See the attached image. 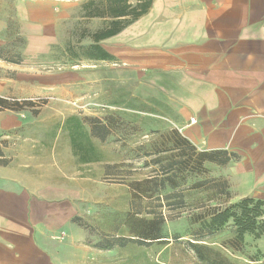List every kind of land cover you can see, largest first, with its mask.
Masks as SVG:
<instances>
[{"label": "crops", "instance_id": "obj_1", "mask_svg": "<svg viewBox=\"0 0 264 264\" xmlns=\"http://www.w3.org/2000/svg\"><path fill=\"white\" fill-rule=\"evenodd\" d=\"M93 4L106 7L95 18L124 27L90 39L109 56L88 59L91 66L120 75L123 89L135 81L137 98L153 99L199 150L234 154L219 175L236 200L264 203V0H0V98L28 101L82 80L33 68L61 44L67 21ZM111 8L123 13L109 15ZM23 117L0 111V137ZM17 165L0 164V264H74L76 245L92 238L80 193L39 186Z\"/></svg>", "mask_w": 264, "mask_h": 264}, {"label": "rangeland", "instance_id": "obj_2", "mask_svg": "<svg viewBox=\"0 0 264 264\" xmlns=\"http://www.w3.org/2000/svg\"><path fill=\"white\" fill-rule=\"evenodd\" d=\"M105 9V4H93L69 19L61 44L44 65L33 68L38 73L73 72L81 81L50 87L28 101L4 99L14 110L1 112L26 117L18 130L0 137V164L14 161L39 186L60 185L80 193L82 226L92 238L76 245L80 253L74 264H197L191 244L213 249L204 251L210 260L264 264V240L231 250L233 223L220 231L209 225L215 211L239 201L230 183L231 195L220 194L217 181L227 178L218 168L226 165L203 161L195 170L192 157L186 169L167 173L180 160L171 158L175 151L166 152L178 142L172 131L180 132L153 99L137 98L138 85L131 78L123 89L120 75H109L105 65L91 66L83 47L98 30L111 27L95 18ZM102 127L104 140L98 137ZM83 158L91 160L84 163ZM170 179L177 189L170 187ZM179 192L184 196L180 206L174 204L181 199L169 198ZM108 244L112 247L105 250Z\"/></svg>", "mask_w": 264, "mask_h": 264}, {"label": "trees", "instance_id": "obj_3", "mask_svg": "<svg viewBox=\"0 0 264 264\" xmlns=\"http://www.w3.org/2000/svg\"><path fill=\"white\" fill-rule=\"evenodd\" d=\"M122 10H118L116 8H111L109 10V15H120L122 14ZM100 17V15H98ZM96 16V17H98ZM138 15L132 17L133 19H136ZM123 23L121 22H112L111 27L106 30H98L94 35L92 36L91 40L95 43H98L107 37H111L115 35L117 32H119L122 29ZM85 49V53L87 54L86 57L88 59L94 58L96 60H105L106 58H109V56L105 53V51L98 45V44H91L88 46L83 47ZM17 104H13L12 106H15ZM3 109L8 110H14V107H11V104H7V102L0 98V111ZM105 127H102L99 129L98 137L105 139V135L102 136V132L104 131ZM96 129V128H95ZM172 133L178 138V142H175L174 145L170 146L166 150V152H172L175 151L177 156H171V158L178 157L180 160L178 162H172L169 167V172L174 171L177 169V167L182 166L185 169L188 167V165L191 163L192 157H196V160L192 162L193 169L196 170L195 165L200 166L201 163L204 161L208 163H214L219 166H225L229 164L232 161H235L237 157L234 154H229L225 151H213V152H203L198 153L196 152V147L193 146L186 138H184L181 134H179L177 131L173 130ZM94 134V132H92ZM170 144V142H169ZM185 147H187L189 150L193 152V155L190 156V154L186 153ZM191 157L189 160H184L185 157ZM90 158H83L82 161L84 163L90 162ZM171 181V182H170ZM169 185L171 188L178 187L177 183L174 182V180L170 179L168 180ZM220 186H222V189L220 190V194L224 195H231L230 193V186L227 179H221L217 181ZM169 198L173 199H181L180 202H176L174 205H182V199L184 196H182L181 192L179 194H175L172 197ZM161 221H164V218H160ZM230 221L233 223V226L235 228L234 235L235 238L231 239L229 244V248L231 250H236V248L243 245L249 244V239L251 238L254 241H261L264 239V203L261 201H257L251 198H245L239 200L236 204H233L229 207L224 208L223 210L215 211V213L211 216V222L210 227L212 229H216L218 231L224 229L230 224ZM202 239V238H199ZM201 241V240H198ZM227 243H224V247ZM195 255L197 259V264H229L226 263V260L224 259L222 262L216 261V260H210L206 257L204 254L205 250L213 251V249L208 248L206 246H202L200 244H191ZM112 244H108L104 247L105 250L111 249ZM241 248L238 250L240 251ZM262 253V252H261ZM263 254V253H262Z\"/></svg>", "mask_w": 264, "mask_h": 264}, {"label": "built area", "instance_id": "obj_4", "mask_svg": "<svg viewBox=\"0 0 264 264\" xmlns=\"http://www.w3.org/2000/svg\"><path fill=\"white\" fill-rule=\"evenodd\" d=\"M193 121V120H192Z\"/></svg>", "mask_w": 264, "mask_h": 264}]
</instances>
